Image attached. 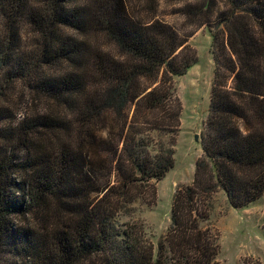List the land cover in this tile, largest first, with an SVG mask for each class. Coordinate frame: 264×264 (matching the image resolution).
Returning <instances> with one entry per match:
<instances>
[{
  "label": "trees",
  "instance_id": "obj_1",
  "mask_svg": "<svg viewBox=\"0 0 264 264\" xmlns=\"http://www.w3.org/2000/svg\"><path fill=\"white\" fill-rule=\"evenodd\" d=\"M159 0H0V264H216L213 196L264 195V0H199L214 76L193 181L157 251L142 221L174 167L183 106L174 77L192 33Z\"/></svg>",
  "mask_w": 264,
  "mask_h": 264
},
{
  "label": "rangeland",
  "instance_id": "obj_2",
  "mask_svg": "<svg viewBox=\"0 0 264 264\" xmlns=\"http://www.w3.org/2000/svg\"><path fill=\"white\" fill-rule=\"evenodd\" d=\"M196 2L199 0H159V18L180 33H192L188 43L196 51L197 59L185 75L174 77L175 94L183 106L181 130L173 147L175 165L157 183L155 204H136L132 216H122L118 220L119 225L142 221L155 251L170 225L176 190L193 181L195 162L202 153L203 125L209 114L215 69L212 34L208 26L194 29L182 15L185 5ZM211 203L210 217L202 226H210L219 233L221 250L216 264H264V195L246 207L234 208L225 192L219 191Z\"/></svg>",
  "mask_w": 264,
  "mask_h": 264
},
{
  "label": "water",
  "instance_id": "obj_3",
  "mask_svg": "<svg viewBox=\"0 0 264 264\" xmlns=\"http://www.w3.org/2000/svg\"><path fill=\"white\" fill-rule=\"evenodd\" d=\"M196 140H198L197 137H196Z\"/></svg>",
  "mask_w": 264,
  "mask_h": 264
}]
</instances>
